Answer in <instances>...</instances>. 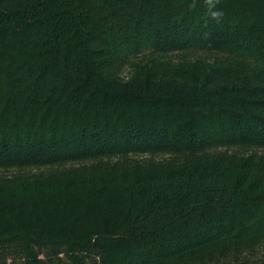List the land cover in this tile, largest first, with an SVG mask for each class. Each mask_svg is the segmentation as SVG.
Instances as JSON below:
<instances>
[{
    "label": "trees",
    "instance_id": "16d2710c",
    "mask_svg": "<svg viewBox=\"0 0 264 264\" xmlns=\"http://www.w3.org/2000/svg\"><path fill=\"white\" fill-rule=\"evenodd\" d=\"M217 9L0 0V264H264V0Z\"/></svg>",
    "mask_w": 264,
    "mask_h": 264
},
{
    "label": "rangeland",
    "instance_id": "374dc122",
    "mask_svg": "<svg viewBox=\"0 0 264 264\" xmlns=\"http://www.w3.org/2000/svg\"><path fill=\"white\" fill-rule=\"evenodd\" d=\"M147 155H137L133 158H137L141 160ZM152 158L160 159V155H155ZM264 216V213L261 210H258L255 217H251L249 219H244L245 222L255 221L256 218ZM255 246V254L264 253V238H260L254 244ZM244 251V250H243ZM240 251V256L243 257L244 252ZM243 252V253H242ZM232 243L223 241L217 242L212 245H208L201 249L195 251L191 256H182L179 258L178 262L183 264H224L228 263L232 260Z\"/></svg>",
    "mask_w": 264,
    "mask_h": 264
},
{
    "label": "clouds",
    "instance_id": "9594fccd",
    "mask_svg": "<svg viewBox=\"0 0 264 264\" xmlns=\"http://www.w3.org/2000/svg\"><path fill=\"white\" fill-rule=\"evenodd\" d=\"M204 3L208 8L211 19L219 22L223 15L222 10L217 9V5L220 3V0H204Z\"/></svg>",
    "mask_w": 264,
    "mask_h": 264
}]
</instances>
